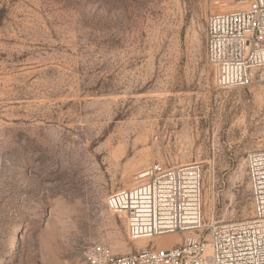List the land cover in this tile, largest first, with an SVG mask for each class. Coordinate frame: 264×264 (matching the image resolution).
Returning a JSON list of instances; mask_svg holds the SVG:
<instances>
[{
	"label": "rangeland",
	"instance_id": "1",
	"mask_svg": "<svg viewBox=\"0 0 264 264\" xmlns=\"http://www.w3.org/2000/svg\"><path fill=\"white\" fill-rule=\"evenodd\" d=\"M214 1L0 0V264L150 247L108 198L156 162L201 165L205 223L251 219L245 156L264 148V84L218 86Z\"/></svg>",
	"mask_w": 264,
	"mask_h": 264
},
{
	"label": "built area",
	"instance_id": "2",
	"mask_svg": "<svg viewBox=\"0 0 264 264\" xmlns=\"http://www.w3.org/2000/svg\"><path fill=\"white\" fill-rule=\"evenodd\" d=\"M215 0L206 20L208 62L223 90L264 84V0ZM250 220L216 225L202 216V167L198 163L156 162L141 171L135 185L119 188L108 198L131 241L150 247L116 256L105 244L85 247L87 264H264V148L245 156ZM177 235L160 246L152 239Z\"/></svg>",
	"mask_w": 264,
	"mask_h": 264
},
{
	"label": "bare ground",
	"instance_id": "3",
	"mask_svg": "<svg viewBox=\"0 0 264 264\" xmlns=\"http://www.w3.org/2000/svg\"><path fill=\"white\" fill-rule=\"evenodd\" d=\"M167 237H165V239L164 240H170V239H173V242L174 243H176V242H178V240H180L179 238H178V236L177 235H175V236H173V235H166ZM164 240H162L161 242L163 243L164 242ZM142 241V240H141ZM145 244V243H144ZM165 244V243H164ZM146 245V244H145ZM144 246V245H143Z\"/></svg>",
	"mask_w": 264,
	"mask_h": 264
},
{
	"label": "trees",
	"instance_id": "4",
	"mask_svg": "<svg viewBox=\"0 0 264 264\" xmlns=\"http://www.w3.org/2000/svg\"><path fill=\"white\" fill-rule=\"evenodd\" d=\"M1 22H2V10H0V25H1Z\"/></svg>",
	"mask_w": 264,
	"mask_h": 264
}]
</instances>
